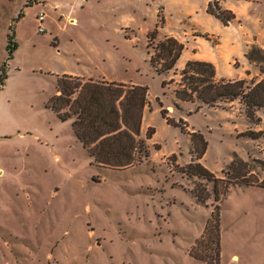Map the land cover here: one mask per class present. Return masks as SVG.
I'll return each instance as SVG.
<instances>
[{"label":"rangeland","instance_id":"obj_1","mask_svg":"<svg viewBox=\"0 0 264 264\" xmlns=\"http://www.w3.org/2000/svg\"><path fill=\"white\" fill-rule=\"evenodd\" d=\"M210 7L232 11L235 20L226 24ZM185 29L208 33L201 52L221 62L219 77H238L247 46L264 39V0H0V264H207L190 250L217 204L220 264H264V188L222 193L240 170L258 172L264 136L243 134L264 132L257 118L264 110L248 112L238 100L198 109L175 97L182 70L160 73L149 51L164 33ZM12 32L18 48L9 60ZM217 42L230 63L220 60ZM250 52L257 75L243 79L258 80L264 50L259 44ZM73 73L148 88L141 133L148 157L126 169L96 165L73 121L49 107L58 76ZM149 127L155 134L147 140ZM194 131L208 142L200 162L211 180L183 171ZM236 157L244 161L237 171L230 169Z\"/></svg>","mask_w":264,"mask_h":264},{"label":"trees","instance_id":"obj_2","mask_svg":"<svg viewBox=\"0 0 264 264\" xmlns=\"http://www.w3.org/2000/svg\"><path fill=\"white\" fill-rule=\"evenodd\" d=\"M213 16L226 24L235 20L232 11L208 9ZM21 16V15H20ZM19 16V17H20ZM158 26L148 34V49L151 41L157 38ZM12 28V27H11ZM18 48L15 33L8 35V59L13 58ZM185 46L174 37H164L154 47L150 55V63L160 73H169L181 57ZM251 60V52L247 54ZM6 64L0 67V83L4 84ZM180 88L175 90V97L180 101L198 103V109L203 106L218 107L238 100L248 112L264 110V78L260 80L218 78L213 63L201 60H190L181 71ZM149 106L148 88L139 85H127L85 77L63 74L57 78V93L51 97L49 107L62 120H72L73 130L78 141L93 158L97 166L126 169L132 167L140 157H148V147L141 138L144 112ZM167 124L177 125L167 117V112L161 110ZM155 128L149 127L146 139H151ZM194 131L190 133L192 143V158L183 171L188 175L211 180L213 173L200 160L204 157L208 142ZM252 139L264 136V132L248 131L243 134ZM140 155V157H139ZM258 172L240 170L235 180L224 187L225 193L229 186H254L264 188V158L255 160ZM244 164L241 158H234L230 164L231 170H236ZM237 171V170H236ZM216 202L219 201V191L215 187ZM190 255L207 264H220L221 257V207L214 206L206 222L203 234L197 238L191 247Z\"/></svg>","mask_w":264,"mask_h":264},{"label":"crops","instance_id":"obj_3","mask_svg":"<svg viewBox=\"0 0 264 264\" xmlns=\"http://www.w3.org/2000/svg\"><path fill=\"white\" fill-rule=\"evenodd\" d=\"M238 20H241V18L238 17ZM70 21L73 22L74 20L71 19ZM239 23L242 25V21H239ZM163 37H174L178 41H180L181 43H183L184 46H185V49H184L181 57L179 58V60L176 63V66L174 68V71L175 70L176 71L182 70L185 67L186 63L188 61H190V60L208 61V62H211V63H213L215 65L216 72H217V77L218 78H222V77H219V75H218L219 67L221 65V62L220 61H218V62L215 61V59L212 56L206 57V55L201 52V48L203 47V44L206 42V40H204V38H209V35H208L207 32H201V31H198L197 29H190V30H186L185 29V30H183L182 33H179V32H176L174 30H171L169 32L164 33L163 34ZM262 38H264V32L262 33ZM254 42H253V44L251 43L252 44V47L247 46L246 50L243 52V56L246 59V61L243 62V73H241L238 77L228 78V79L234 80V79H243V78H247V77H249V78L251 77L252 78L253 75H257V73H254V71L251 70L252 69L251 68L252 62H256V61L255 60L254 61H251L247 57V54L250 52V50H252L254 47H256L259 44H260V48L262 50H264V44H263L264 39L262 41H259L258 40V41H254ZM216 48L220 51V56H219L220 60L222 62H226L227 61V62L230 63V60H231L230 59V52L227 49H224L225 47L223 46V44L217 42L216 43ZM181 60H183L182 63H180ZM231 62H232L231 63L232 65L237 66V62L235 60L234 61L232 60ZM246 74H250V75L248 76ZM72 75H77V76L85 77L87 79H93L92 76L89 73H81V74H79V73H73ZM262 78H264V73H262V77L260 79H262ZM260 79H258V80H260ZM257 118H258V120H261V118H262V121H263L264 120V115L259 114V116ZM258 131H259V129H258ZM143 132H144L143 129H141V133H143Z\"/></svg>","mask_w":264,"mask_h":264},{"label":"built area","instance_id":"obj_4","mask_svg":"<svg viewBox=\"0 0 264 264\" xmlns=\"http://www.w3.org/2000/svg\"><path fill=\"white\" fill-rule=\"evenodd\" d=\"M38 19H39V26H38V30L40 32H44L45 31V28L43 26V22L45 20V13L44 12H41L38 16Z\"/></svg>","mask_w":264,"mask_h":264}]
</instances>
